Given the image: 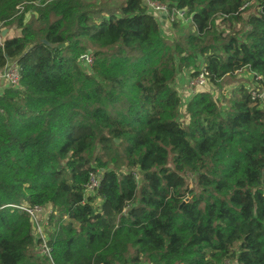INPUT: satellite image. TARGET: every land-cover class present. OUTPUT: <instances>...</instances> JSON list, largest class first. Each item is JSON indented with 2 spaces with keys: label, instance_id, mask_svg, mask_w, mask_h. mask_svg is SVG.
<instances>
[{
  "label": "trees",
  "instance_id": "1",
  "mask_svg": "<svg viewBox=\"0 0 264 264\" xmlns=\"http://www.w3.org/2000/svg\"><path fill=\"white\" fill-rule=\"evenodd\" d=\"M150 1L172 39L142 0H0L20 31L0 43V72L19 66L0 94V264H264L262 102L240 85L227 109L184 103L174 84L246 71L264 91V1ZM22 206L52 210L50 257Z\"/></svg>",
  "mask_w": 264,
  "mask_h": 264
},
{
  "label": "built area",
  "instance_id": "2",
  "mask_svg": "<svg viewBox=\"0 0 264 264\" xmlns=\"http://www.w3.org/2000/svg\"><path fill=\"white\" fill-rule=\"evenodd\" d=\"M264 1V0H262ZM149 6L156 11V16H167V8L164 5H159L153 3L150 0H145ZM153 16V15H152ZM179 17H182L181 13H178ZM155 17V16H154ZM156 18V17H155ZM1 26V24H0ZM1 32V31H0ZM93 57L91 53H86L80 57V61L87 67H91L93 63ZM10 63V64H9ZM260 78H256V81H259ZM0 81L4 83L7 88H18L19 87V66L17 62H8L5 68L0 72ZM207 73L204 69H201L195 77H190L188 80V89L191 92L192 96L198 93H206V88L208 87ZM251 98L260 99L262 96L258 92H251ZM99 187V181L97 177H93L86 187V195L94 193L95 190ZM22 211H25L31 217L33 223L34 235L37 241H39L37 246V251L43 255L50 257V248L47 246V236L46 231H49L48 218L52 213L50 208H26V206L16 207ZM228 264V263H226Z\"/></svg>",
  "mask_w": 264,
  "mask_h": 264
},
{
  "label": "rangeland",
  "instance_id": "3",
  "mask_svg": "<svg viewBox=\"0 0 264 264\" xmlns=\"http://www.w3.org/2000/svg\"><path fill=\"white\" fill-rule=\"evenodd\" d=\"M84 1V0H83ZM87 2L93 3L94 1H96V3H106V4H120L122 3L124 0H85ZM145 3V6L147 7L148 11L150 12L151 15L155 16L156 19H158L159 23H162V26L160 27V31L161 34L169 39H172L174 37V34L171 31V28L168 25V22L166 21V17L164 16V18H162V16H156V11L154 9H152L149 4L147 2H145V0H142ZM257 1L258 0H247V3L245 4V10L246 13H244V17L248 16V15H253L256 13V8H257ZM30 19V14H25L24 16V21L27 22ZM12 23V22H10ZM1 24V23H0ZM240 27H237V30ZM0 43H2L5 40L11 39V38H15L18 37L20 35V31L18 29H16L15 24H9L6 28H3L2 24L0 26ZM2 31H7L8 35L7 36H3L2 37ZM10 64V63H9ZM180 76V75H179ZM190 78V74H188V76H186L185 78H183V80L185 79L186 81V85L182 84L180 82V79L177 78L175 84V89L177 91V93L181 96V97H186L189 96L191 98L192 94L188 89V80ZM252 76L250 74H248L246 71L240 72L238 73L235 78H227L225 79V82L222 85V88L219 89H212V87H210V85H208V87L206 88V93H212L213 94V98L215 100H219L221 101L219 104L220 107H224V109H227V105H226V101L224 102V98H226V95H231L230 93L233 91V89H236L237 87H239L240 85L246 87L249 89L250 94L251 92H258L260 96H262V98H260L259 100L262 102L263 104V98H264V91H261L260 89L257 88H252ZM7 89V87L4 85L3 82L0 81V94L3 92V90ZM185 106L186 105H182L181 110H180V119L179 121L183 124L187 123V116L185 114ZM188 188H191L192 186V177L188 176ZM91 196H93V193L90 194ZM190 201V199H189ZM95 205L99 206L100 205V201L99 200H95ZM47 236V233H46ZM233 264V263H231Z\"/></svg>",
  "mask_w": 264,
  "mask_h": 264
},
{
  "label": "crops",
  "instance_id": "4",
  "mask_svg": "<svg viewBox=\"0 0 264 264\" xmlns=\"http://www.w3.org/2000/svg\"><path fill=\"white\" fill-rule=\"evenodd\" d=\"M2 37L4 36H7L8 35V32L7 31H2ZM189 73H186V72H183L182 74H180V76L178 77V79H180V82H181V85L185 84L186 85V81L185 79L183 80V78H185L186 76H188ZM182 100L184 103H187L189 100H190V97L189 96H186V97H182Z\"/></svg>",
  "mask_w": 264,
  "mask_h": 264
},
{
  "label": "water",
  "instance_id": "5",
  "mask_svg": "<svg viewBox=\"0 0 264 264\" xmlns=\"http://www.w3.org/2000/svg\"><path fill=\"white\" fill-rule=\"evenodd\" d=\"M162 18H164V16H162ZM43 44L44 45H46V46H49L50 48H62L63 47V45H50V44H48L46 41H43ZM262 108L264 109V98H263V104H262ZM116 143H118L119 141H115ZM188 202V200L187 199H185L183 202H182V204L180 205V207H179V210L181 209V207L184 205V204H186Z\"/></svg>",
  "mask_w": 264,
  "mask_h": 264
}]
</instances>
